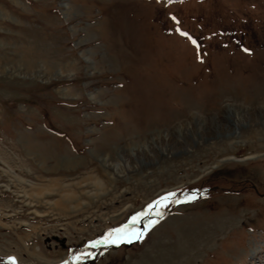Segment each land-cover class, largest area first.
<instances>
[{
	"label": "rangeland",
	"instance_id": "obj_1",
	"mask_svg": "<svg viewBox=\"0 0 264 264\" xmlns=\"http://www.w3.org/2000/svg\"><path fill=\"white\" fill-rule=\"evenodd\" d=\"M0 264H264V0H0Z\"/></svg>",
	"mask_w": 264,
	"mask_h": 264
},
{
	"label": "snow or ice",
	"instance_id": "obj_2",
	"mask_svg": "<svg viewBox=\"0 0 264 264\" xmlns=\"http://www.w3.org/2000/svg\"><path fill=\"white\" fill-rule=\"evenodd\" d=\"M173 19H175V18L173 17ZM181 35L187 36L188 34L182 32ZM193 43L195 44L196 41L193 40ZM245 51H247V50H245ZM171 195H175V194H171ZM194 198H195V196H190V197H188V199H194ZM164 199H167V197H165ZM136 222H137V221L134 219V220H133V223H136ZM133 235L135 236V238H136L137 240H139L140 237H141V234H140V233H134ZM128 242H131V239H129Z\"/></svg>",
	"mask_w": 264,
	"mask_h": 264
},
{
	"label": "bare ground",
	"instance_id": "obj_3",
	"mask_svg": "<svg viewBox=\"0 0 264 264\" xmlns=\"http://www.w3.org/2000/svg\"><path fill=\"white\" fill-rule=\"evenodd\" d=\"M134 242H135V240H134Z\"/></svg>",
	"mask_w": 264,
	"mask_h": 264
}]
</instances>
